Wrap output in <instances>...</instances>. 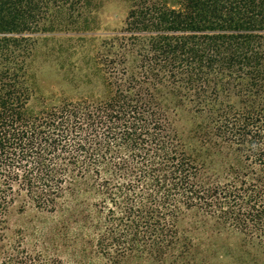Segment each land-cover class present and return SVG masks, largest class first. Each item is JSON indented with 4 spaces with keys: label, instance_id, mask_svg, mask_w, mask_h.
Returning a JSON list of instances; mask_svg holds the SVG:
<instances>
[{
    "label": "trees",
    "instance_id": "obj_1",
    "mask_svg": "<svg viewBox=\"0 0 264 264\" xmlns=\"http://www.w3.org/2000/svg\"><path fill=\"white\" fill-rule=\"evenodd\" d=\"M59 1L0 0V264H211L208 229L264 251V0H133L102 57L108 94L34 111L27 60ZM169 98L235 147L224 181ZM20 200L63 217L67 261L8 235Z\"/></svg>",
    "mask_w": 264,
    "mask_h": 264
},
{
    "label": "rangeland",
    "instance_id": "obj_2",
    "mask_svg": "<svg viewBox=\"0 0 264 264\" xmlns=\"http://www.w3.org/2000/svg\"><path fill=\"white\" fill-rule=\"evenodd\" d=\"M162 1L171 6L177 2ZM132 4L133 0H60L51 4L39 24L34 36L37 44L27 60L28 83L34 92L32 110L51 107L64 99H101L108 94L102 57L112 39L122 35ZM168 102L172 120L195 154L205 162L208 175L224 181L227 173L224 170L237 163L235 147L208 138L207 120L189 104L177 103L172 98ZM21 205L20 200L11 209L8 235L13 238L16 231L23 229L27 236L25 246L43 252L54 253V245L59 244L67 261V245L61 239H53L56 233L68 234L69 230L62 229L63 217L40 212L33 206L21 212ZM189 221L187 218L185 222ZM208 223L210 227L214 225ZM214 230L196 233L206 245L213 241L211 264H264V251L252 249L231 230Z\"/></svg>",
    "mask_w": 264,
    "mask_h": 264
}]
</instances>
